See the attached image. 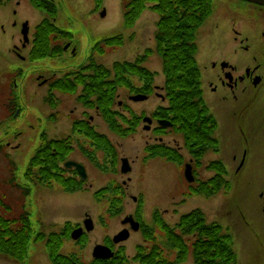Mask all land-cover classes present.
<instances>
[{"label": "rangeland", "instance_id": "1", "mask_svg": "<svg viewBox=\"0 0 264 264\" xmlns=\"http://www.w3.org/2000/svg\"><path fill=\"white\" fill-rule=\"evenodd\" d=\"M55 2L58 4L59 9L58 27L74 37L73 42L76 44L79 54L75 59L66 55L53 59L46 58L42 61L32 59V62H38L31 64L33 69H48L50 72L60 73V69L66 65L65 69L72 67L71 70H79L80 66L87 65L88 58L93 53V47L97 42L116 33H123L126 43L125 47L119 51L111 52L101 59L100 62L108 69L112 68L113 64L117 62L132 63V61L145 55L146 51H154L157 46L155 31L159 16L153 11L147 10L138 22L139 24L129 30L123 24L122 0L104 1L107 17H103V10L96 8L95 0H55ZM220 7L219 0H213L212 15L218 10L220 11ZM63 43L66 42L62 41L61 44L63 45ZM10 46L0 39V70L6 71L7 75L12 64L11 56L7 51ZM151 57L147 67L154 73L159 74L155 86L162 87L164 82L162 60L156 54ZM33 74H37L36 71ZM24 83L25 80L21 77L18 80L19 90L22 89ZM134 86L141 88L142 84L134 82ZM2 91L3 88L0 87V93ZM119 92V101L127 103L129 107L126 108L131 111L130 119L133 122L128 128H131L132 124L137 122L135 121L137 117L142 119V117L151 116L158 109L159 102L157 99H153L150 103L133 105L128 102L127 98L128 96H134V92L132 93L126 87H122ZM48 96L46 90L43 92L36 90L35 94L33 89L32 94L28 96L21 95L17 103L14 104L12 98L7 99V95L0 94V144L4 147V150L0 151V199H4L6 206L8 205L13 210L10 213L9 210L2 208L3 211L0 209V212H4L6 217L15 218L27 210L32 221L33 235L42 231L45 236L51 230L60 232L69 224L72 225L74 231L78 226H83L85 215L92 217L95 221L96 230L92 234H85V241L82 245L76 244L73 240H67V246L62 252L68 254L76 251L83 256L85 262L93 264L92 254L95 246L105 243L108 237H113L122 230L121 218H117V216H110V218L108 214L109 205L105 204V201L101 203L97 200L95 193L108 187L111 184L110 181L115 177L120 176L119 181L123 180L125 182L128 177H123L120 169L114 172V169L109 168L103 179L97 178L92 173L95 182L103 185H95L90 191L87 189L70 194L65 193L59 184L44 189L45 186H34L33 182L26 178L24 174L29 166L28 163L35 154V150L41 143V135L46 133L49 137L56 138L58 137L55 136L58 128H60V131H65V128L61 125L65 123L67 109L72 106V99L63 98L62 94L55 93L53 96ZM47 98L56 99L54 100L55 108L47 104ZM64 101L65 105L68 103L70 106H62ZM209 105L218 122L215 133L220 145L217 154L214 156H212L213 154L207 155L208 157L204 159L203 165L215 157H221V160L224 162L226 160L227 164V159H224V156L227 157L229 153L230 155L234 154L237 148L233 144L229 126L221 116L218 106ZM125 110L124 108L120 112L125 115L127 114ZM18 111L21 114L16 118ZM13 114L15 116L12 117ZM52 116L54 119H52ZM52 120L56 125L54 129V126L51 125ZM139 125V129L135 134L116 139L121 156L130 157L133 160L139 157L140 162L137 161V165L133 166L134 174L129 176V178H133V183L129 185V188L134 196L143 197L146 209L145 215L150 218L153 211L171 212L172 209H175V215L172 218L166 217L165 219L167 223L173 225L184 214L193 212L195 209L199 210L205 214L210 223H220L223 224L224 228L231 230L240 256L239 264H261V260L264 258V237H256L249 232L251 223L256 226L257 221L262 220L264 217L263 206L258 203L259 183L256 182L249 188L245 184L246 177L243 174L237 176L233 170V174L229 175L232 179L230 190L226 191L224 189L222 193L214 198L205 197L193 190V185H190L184 179V168L181 169L175 163L166 161L163 158L151 159L148 163L143 162L142 158L147 150L148 136H144L142 120L139 121ZM175 139V135H169L167 143L176 147ZM177 141L180 143L182 140L178 137ZM150 143H153V141H150ZM237 155L241 158L242 154L238 153ZM144 159H147V157ZM11 160L17 165V184L24 189H29L31 192L27 197H24L23 190H17L15 187L12 188L8 185L13 177ZM205 176L208 175L205 174ZM204 177L202 179L208 180L207 177ZM129 205L128 212L134 208L131 199ZM151 221L152 219L146 223L152 224ZM162 234L163 231H159L156 236L162 239ZM140 245L147 246L142 234L133 236L129 242L122 245L129 257L130 264H139V262H132L131 260L137 255V247ZM166 255L168 259L173 260L174 255H170V253H166ZM188 258L190 260L187 264H193V258L190 256ZM0 264H18V262L16 263L9 256L0 255ZM26 264H52L44 244L32 247L30 258H28Z\"/></svg>", "mask_w": 264, "mask_h": 264}, {"label": "trees", "instance_id": "2", "mask_svg": "<svg viewBox=\"0 0 264 264\" xmlns=\"http://www.w3.org/2000/svg\"><path fill=\"white\" fill-rule=\"evenodd\" d=\"M104 0H96L101 6ZM41 8L47 12V19L44 21L46 30L43 32V39L46 41L41 54L33 56L34 60H42L53 57L57 50L53 51L50 42L63 38H71L67 32L60 30L54 25V17H57V6L47 0H39ZM213 0H123L124 27L131 30L135 28L138 21L147 10L155 12L159 18L155 31L156 48L148 50L145 55L130 62L114 63L108 69L100 62L101 57L111 52L119 51L125 47L126 38L123 33L112 34L94 46L93 53L87 65L80 67L76 79L57 85L58 92L63 94H75L79 87L82 92L79 102L91 105L92 109L99 112V115L107 123L111 130L124 138L137 131L139 121L136 118L133 129L128 128L132 119L122 114L119 110V97L122 87H126L135 94H151L156 83L158 73H153L146 67L145 63L151 56L156 54L162 60L164 84V99L166 105L157 109L153 119H163L174 124L170 129L177 134L183 135V146L193 160L196 169H204V159L210 153L218 151V141L215 131L218 123L208 110L203 100V88L201 67L197 62L199 30L209 21L213 13ZM49 42V43H48ZM134 82L142 84L141 88L135 87ZM56 100V99H54ZM47 100V104L55 108V101ZM15 114L12 115V117ZM53 117V116H52ZM53 119V118H52ZM134 121V122H135ZM165 131V129H159ZM98 140V149L105 157V172L109 168L115 169L119 166L120 152L105 136ZM41 145L35 150L34 156L28 163L29 166L25 176L34 186L49 184L61 185L65 193H78L85 189L77 188L71 184V180L65 174V168L56 165V158L65 161L67 148L65 142H49L42 138ZM4 147L0 146V151ZM57 152H55V151ZM182 150V149H181ZM181 150L170 148L158 143L148 149V157L165 158L178 166H182L185 157ZM55 153L56 156H55ZM12 178L8 182L10 187L23 190L24 197L30 194L29 189H24L17 184V165L10 161ZM207 171L215 174L208 180H197V186L193 188L197 193L205 197H216L225 189L228 190L227 169L221 161L211 162L205 166ZM65 173V174H64ZM64 174V175H63ZM121 186L118 184L109 185L104 190L95 193L97 200L109 205V217L121 216L124 210V196L121 194ZM5 208L11 213V208L4 199H0V209ZM3 211V210H2ZM13 211V210H12ZM110 217V218H111ZM155 230L143 225V235L146 239V247L140 246L138 255L134 261L139 264H172L166 253L173 252L177 248V259L179 263L186 262L187 256L192 252L195 264H238L237 251L234 236L224 229L220 224H208L203 213H195L185 216L178 226L175 234L170 227L156 215ZM163 231L162 241L156 233ZM73 232L72 225H67L62 231L51 230L48 235L42 231L33 235L30 213L25 210L18 217H6L0 212V255L9 256L18 264H26L30 258L32 247L44 244L49 253L52 264H90L85 262L83 256L76 251L65 254L62 251L67 246V240H71ZM189 238L191 244H186ZM85 237L76 242L82 245ZM173 242V243H172ZM118 254L114 260L95 261L93 264H129L123 252Z\"/></svg>", "mask_w": 264, "mask_h": 264}, {"label": "flooded vegetation", "instance_id": "3", "mask_svg": "<svg viewBox=\"0 0 264 264\" xmlns=\"http://www.w3.org/2000/svg\"><path fill=\"white\" fill-rule=\"evenodd\" d=\"M38 1L0 0V39L9 46L10 40H12L11 46L7 49L12 63L10 71H8L9 74L7 75L6 71L0 70V87L3 88L0 94L7 95L8 99L12 98L14 104L21 95L28 96L32 94L33 89L35 94L36 90L41 92L46 90L47 95L53 96L58 91L57 85L73 82L78 72H81L78 69L71 70L72 67L65 69L66 65L60 69V73L50 72L48 69L46 71L31 68V64L38 63L32 62V59L34 60L33 56L46 52L42 50L46 43L42 35L47 28L44 21L48 16L44 14L45 10L41 8ZM47 1L58 7L55 0ZM220 4V11L218 10L213 14L209 21L203 25L199 30L200 33L197 39V62L201 66L203 100L213 116L214 113L211 111L209 104L218 106L221 116L229 126L233 144L237 148L234 154L230 155L229 153L227 157L224 156V159H227L228 174H233V170L237 176L243 174L246 177L245 184L249 188L254 183H259L258 203L263 206L262 212L264 213V0H219V6ZM53 20L54 25L58 27V16L54 17ZM73 39L74 37L71 36V38L52 41L50 44L51 49L53 51L57 50L59 53L49 59L61 55L77 58L78 48ZM62 41L66 43L62 45ZM33 70L37 74L34 75ZM21 77L25 80V83L22 89L19 90L18 80ZM162 91L161 87L156 85L150 95L144 93L134 95L148 96L144 102L133 101L134 96H128L127 100L133 105H138L150 103L153 99H157L159 109L165 106ZM81 92L82 87H79L75 94L61 93L63 98L72 99V106L67 109L65 114V123L61 125L65 128V131H60V128L57 127L55 136L58 137L54 138L52 136L51 138L45 133L41 135L40 140L44 138V140L53 143L65 142L68 152L66 160L63 162L58 160L59 157H57L56 165L65 168V165L72 163L73 165L65 170L66 174L64 173L71 180V184L79 189H92L95 185H103L95 182L92 173L97 178L102 179L106 173L103 167L105 157L97 147L98 140L105 136L119 150L116 138L120 137L110 129L97 110L92 109L91 105H85V102H79ZM48 100H52V98ZM64 105L65 101L62 103V106ZM66 105L70 106L68 103ZM126 107H129L127 103L120 102V110L125 108L126 113L131 115L130 109ZM144 118L146 119V117ZM159 120L153 119V126L145 127L144 125L143 127L144 136H148L146 145L148 148H152L153 145L155 146L158 143L170 148V144L167 143L166 132L159 130L161 129L157 124ZM51 125L54 126L53 129L56 128L53 120ZM130 129H133V127ZM133 134H135V130L130 135ZM150 141H153V143H150ZM179 149L181 150L182 147H179ZM238 153L242 154L241 158L237 155ZM125 159H129L133 170L130 175H133L135 172L133 166L137 165V161L140 162L139 157L133 160L130 157L120 155L118 160L121 161V165ZM189 161L193 166V160L189 159ZM76 165H82L85 168L86 178L78 171ZM121 165L118 166L120 171ZM197 173H195L194 168L196 178H198ZM202 174V172H199V175ZM121 175L128 177L126 182L119 181V176L111 180L110 183L120 185L121 194L126 199L123 210L124 219L121 220L123 227L121 231L131 230L130 238L140 234L143 223L148 222L150 219L156 220V215H160L163 220L166 217L172 218L175 215V209H172L171 212L156 210L149 218L145 215L146 209L143 197L131 194L129 185L133 183V178H129L130 175L124 176L122 171ZM130 199L134 204V208L128 212ZM195 211L200 212L196 209ZM195 211L184 214L173 225L169 223L167 225L174 234L175 232L179 233L177 228L181 221L185 216H189ZM87 216L85 215V217ZM130 216L134 217L137 223H140L141 229L138 233L132 232L131 223L128 225L122 224ZM257 222L256 226L251 223L249 232L253 236L264 237V217ZM186 244H191L189 238L186 239ZM106 245L117 253L116 258L119 253H122L121 251L125 250L121 244L112 245L110 239ZM177 254L178 250L174 247L172 255L176 259L175 264H187L190 260L188 257L193 258L191 252L187 256L186 263H179ZM193 264H195L194 258ZM261 264H264V258L261 260Z\"/></svg>", "mask_w": 264, "mask_h": 264}, {"label": "water", "instance_id": "4", "mask_svg": "<svg viewBox=\"0 0 264 264\" xmlns=\"http://www.w3.org/2000/svg\"><path fill=\"white\" fill-rule=\"evenodd\" d=\"M145 99H146V96L145 97L137 96V97H134V99H132V100L136 101V102H143V101H145ZM146 122L151 124L152 121L150 119H146L145 123ZM159 124H161V126L164 128H169V127L173 126V124H171L170 122H165V121H160ZM71 165L72 164L70 163L69 165H67V167L69 168V166H71ZM76 166H77L78 171L80 173H82V175L86 178L87 174L85 172V169L81 165L80 166L76 165ZM122 171L124 174L129 173L131 171V167L129 165L128 160L124 161ZM186 178L191 183H193L195 181V179H193L192 168L190 166H187ZM128 222H132V224H133L132 227H133L134 231H136V232L139 231V229H140L139 224L134 223V219L132 217L128 218V220H126L124 222V224H128ZM85 226H86V229L88 232L94 231V223L92 220H87L85 223ZM83 232H84V229H80V230L75 231L72 235V238L76 241L79 240L83 236ZM129 236H130L129 231H124V232L120 233L119 235H117V237L115 238V243L117 244L120 242L128 241ZM94 257L97 259H101V260H107V259L113 258L114 253L108 247L97 246L95 248Z\"/></svg>", "mask_w": 264, "mask_h": 264}]
</instances>
